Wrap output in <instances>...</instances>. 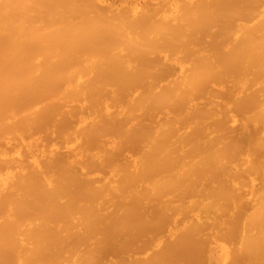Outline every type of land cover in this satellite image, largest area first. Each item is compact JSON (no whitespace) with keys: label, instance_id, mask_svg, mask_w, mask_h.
<instances>
[{"label":"bare ground","instance_id":"1","mask_svg":"<svg viewBox=\"0 0 264 264\" xmlns=\"http://www.w3.org/2000/svg\"><path fill=\"white\" fill-rule=\"evenodd\" d=\"M0 264H264V0H0Z\"/></svg>","mask_w":264,"mask_h":264}]
</instances>
